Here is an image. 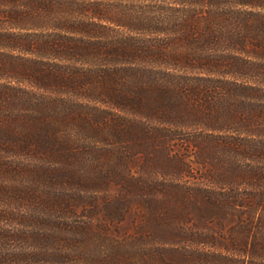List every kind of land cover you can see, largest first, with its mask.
Returning <instances> with one entry per match:
<instances>
[{
  "label": "trees",
  "instance_id": "obj_1",
  "mask_svg": "<svg viewBox=\"0 0 264 264\" xmlns=\"http://www.w3.org/2000/svg\"><path fill=\"white\" fill-rule=\"evenodd\" d=\"M0 264H264V0H0Z\"/></svg>",
  "mask_w": 264,
  "mask_h": 264
},
{
  "label": "rangeland",
  "instance_id": "obj_2",
  "mask_svg": "<svg viewBox=\"0 0 264 264\" xmlns=\"http://www.w3.org/2000/svg\"><path fill=\"white\" fill-rule=\"evenodd\" d=\"M131 229V217L125 219L121 224L118 225L119 232L126 233Z\"/></svg>",
  "mask_w": 264,
  "mask_h": 264
}]
</instances>
